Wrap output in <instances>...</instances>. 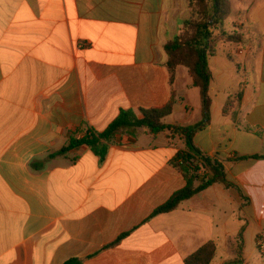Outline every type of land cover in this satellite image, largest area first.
<instances>
[{
  "label": "crops",
  "instance_id": "obj_1",
  "mask_svg": "<svg viewBox=\"0 0 264 264\" xmlns=\"http://www.w3.org/2000/svg\"><path fill=\"white\" fill-rule=\"evenodd\" d=\"M231 5L226 29L248 50L238 63L229 43L209 56L211 122L194 143L232 186L153 217L186 185L171 165L185 140L142 128L117 137L105 162L85 145L49 156L172 98L165 123L202 121L190 71L167 67L185 0H0V264H185L209 242L211 264H264V0ZM241 84L233 121L224 109Z\"/></svg>",
  "mask_w": 264,
  "mask_h": 264
},
{
  "label": "trees",
  "instance_id": "obj_2",
  "mask_svg": "<svg viewBox=\"0 0 264 264\" xmlns=\"http://www.w3.org/2000/svg\"><path fill=\"white\" fill-rule=\"evenodd\" d=\"M192 17L184 20L182 31L175 38L169 40L165 46L168 56V69L173 72L177 67H185L190 71L194 86L200 89L203 118L202 121L190 125L180 126L165 123L174 110L175 99L172 98L167 106L161 109H143L142 117L133 111L124 110L118 118L103 132L89 130L81 139L72 138L69 144L49 158L63 156L71 150L88 146L100 159L105 162L110 146L117 137L125 133H135L139 129H146L152 135L168 132L172 137H179L186 142V150L178 152L171 165L185 178L186 185L163 206L158 208L153 217L175 211L179 205L216 183L231 187L224 167L216 160L203 155L195 146L194 137L204 131L211 122V71L208 64L209 56L217 53L220 43H242L243 36L226 29V21L232 15L231 0H190ZM244 85L227 103L224 113L236 121L240 113V104L243 98ZM264 158V157H255ZM245 160V158H240ZM35 170L44 168L43 164L33 162ZM196 184H199L196 186ZM242 240V234L240 236ZM217 254V246L209 242L194 254L189 256L185 264H211ZM240 261L226 264H239ZM67 264H78L75 261Z\"/></svg>",
  "mask_w": 264,
  "mask_h": 264
},
{
  "label": "rangeland",
  "instance_id": "obj_3",
  "mask_svg": "<svg viewBox=\"0 0 264 264\" xmlns=\"http://www.w3.org/2000/svg\"><path fill=\"white\" fill-rule=\"evenodd\" d=\"M239 0H233V6L234 8H237ZM185 20H188L192 17V10L190 7V0H185ZM236 11V10H235ZM238 13V12H236ZM238 18L237 14H233L231 15V17L226 21V28L228 30H233V24L236 21V19ZM246 28L248 27L247 25L245 26ZM183 26H181V28H179L178 34L181 33ZM247 31V29H245ZM233 32V31H230ZM248 47L246 44L242 43H229L228 45H225L222 47V51H227L232 58L234 59L235 63H238L240 60V56L241 53L240 52H245V54L247 53ZM240 53V54H239Z\"/></svg>",
  "mask_w": 264,
  "mask_h": 264
},
{
  "label": "built area",
  "instance_id": "obj_4",
  "mask_svg": "<svg viewBox=\"0 0 264 264\" xmlns=\"http://www.w3.org/2000/svg\"><path fill=\"white\" fill-rule=\"evenodd\" d=\"M257 246L261 253H264V234L261 235L257 240Z\"/></svg>",
  "mask_w": 264,
  "mask_h": 264
}]
</instances>
